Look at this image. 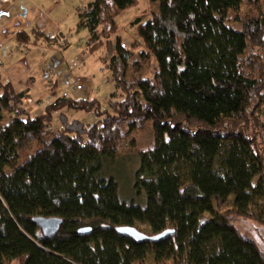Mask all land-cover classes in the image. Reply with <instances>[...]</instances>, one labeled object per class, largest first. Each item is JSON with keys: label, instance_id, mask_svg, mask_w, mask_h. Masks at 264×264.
<instances>
[{"label": "trees", "instance_id": "obj_1", "mask_svg": "<svg viewBox=\"0 0 264 264\" xmlns=\"http://www.w3.org/2000/svg\"><path fill=\"white\" fill-rule=\"evenodd\" d=\"M149 2L158 11L135 20L130 47L116 19L138 0H92L79 10L87 49L115 89L105 107L60 98L35 117L26 94L0 83V264H264L260 243L236 226L264 228V0ZM37 45L69 42L37 27L15 36L18 53ZM148 122L153 144L136 150L143 208L121 200L104 169ZM232 196L229 211L205 217ZM36 217L63 225L46 239ZM138 225L148 236L174 235L137 244L116 232ZM85 228L91 233L80 236Z\"/></svg>", "mask_w": 264, "mask_h": 264}, {"label": "crops", "instance_id": "obj_2", "mask_svg": "<svg viewBox=\"0 0 264 264\" xmlns=\"http://www.w3.org/2000/svg\"><path fill=\"white\" fill-rule=\"evenodd\" d=\"M71 1L0 0V83L26 94L24 107L35 117L60 98L96 100L105 107L115 92L98 54L87 49L89 32L78 27L79 10L87 3ZM34 27L50 38L62 35L68 47L37 45L27 54L16 52L15 36Z\"/></svg>", "mask_w": 264, "mask_h": 264}, {"label": "rangeland", "instance_id": "obj_3", "mask_svg": "<svg viewBox=\"0 0 264 264\" xmlns=\"http://www.w3.org/2000/svg\"><path fill=\"white\" fill-rule=\"evenodd\" d=\"M92 0H73L71 2H85L90 3ZM158 11V6H152L149 0H138V5L134 8L128 9L121 13L116 21L118 26L117 36L122 39L123 44L126 47H130L131 44L138 40L136 34L135 20L142 17V22L146 23L152 14ZM241 12H246V6L242 5ZM152 69H150V72ZM206 106L205 100L202 102V107ZM231 110H234L235 103L231 101ZM74 119L80 120L83 123H94L97 118L94 114H86L84 112H78L74 115ZM136 140L134 145H129ZM153 131L152 124L148 122L146 127L135 132L128 140V144L122 147L116 160L106 165L104 169V176L106 178H112L118 184L119 197L121 200L132 203L143 208L146 207L147 199L146 194L143 190L140 192L136 189L137 176L140 170V156L136 150L147 149L153 144ZM35 153V150L32 152ZM21 162L23 159L20 160ZM234 197H230L227 204L218 207L217 204L213 203V212L205 214L207 219H213L215 215L224 214L232 208ZM239 231L247 236H250L257 240L262 249L264 250V228L260 225L253 224L249 221L238 220L236 223ZM137 229L143 233H148L150 231L149 227L146 225H138Z\"/></svg>", "mask_w": 264, "mask_h": 264}, {"label": "water", "instance_id": "obj_4", "mask_svg": "<svg viewBox=\"0 0 264 264\" xmlns=\"http://www.w3.org/2000/svg\"><path fill=\"white\" fill-rule=\"evenodd\" d=\"M33 223L38 228H40L44 238L50 239L59 233L60 228L63 225V220L58 218L36 217L33 219ZM116 232L125 238L131 239L137 244L158 243L174 235V231L168 230L157 236H148L147 234L139 231L135 227H119L116 229ZM90 233H91L90 228L81 229L78 232L80 236H87Z\"/></svg>", "mask_w": 264, "mask_h": 264}]
</instances>
